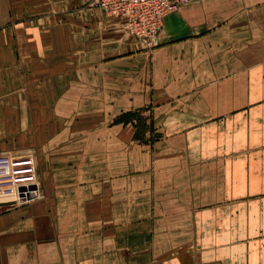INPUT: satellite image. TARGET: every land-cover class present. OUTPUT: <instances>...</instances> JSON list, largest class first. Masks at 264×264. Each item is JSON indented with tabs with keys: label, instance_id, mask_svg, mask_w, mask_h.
Returning <instances> with one entry per match:
<instances>
[{
	"label": "crops",
	"instance_id": "1",
	"mask_svg": "<svg viewBox=\"0 0 264 264\" xmlns=\"http://www.w3.org/2000/svg\"><path fill=\"white\" fill-rule=\"evenodd\" d=\"M92 0H0V264H264V0H191L155 48Z\"/></svg>",
	"mask_w": 264,
	"mask_h": 264
},
{
	"label": "built area",
	"instance_id": "2",
	"mask_svg": "<svg viewBox=\"0 0 264 264\" xmlns=\"http://www.w3.org/2000/svg\"><path fill=\"white\" fill-rule=\"evenodd\" d=\"M191 0H92L111 18L122 20L127 34L143 46L155 48L162 34L164 18ZM42 197L36 153L0 152V208L6 204L23 205Z\"/></svg>",
	"mask_w": 264,
	"mask_h": 264
}]
</instances>
